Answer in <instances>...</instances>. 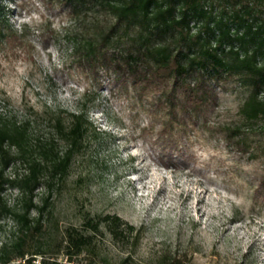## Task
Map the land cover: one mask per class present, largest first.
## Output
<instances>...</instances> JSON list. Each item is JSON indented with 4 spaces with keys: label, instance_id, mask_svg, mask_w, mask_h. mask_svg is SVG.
<instances>
[{
    "label": "rangeland",
    "instance_id": "rangeland-1",
    "mask_svg": "<svg viewBox=\"0 0 264 264\" xmlns=\"http://www.w3.org/2000/svg\"><path fill=\"white\" fill-rule=\"evenodd\" d=\"M0 5L8 23L19 34L26 31L24 48L0 45V112L34 120L48 106L85 111L90 123L68 177L55 185L46 207L39 237L45 255L61 264H89L90 254L70 263L63 242L65 230L81 228L90 213L119 216L139 230L118 243L105 231L97 235L94 264H161L173 258L180 264H264V197L257 192L264 161L255 151L264 139V121L244 128L249 153L216 132L239 122L245 94L237 80L219 87L218 104L206 114L208 131L190 132L171 161L162 153L168 144L159 134L162 117L155 98L114 91L111 75L102 69L96 75L79 62L71 46L77 25L66 9L49 0H1ZM34 126L41 137L52 132L44 120ZM60 149H65L62 141ZM37 193L42 205L49 192ZM18 195L14 188L4 193L11 206ZM15 235L14 221L0 220V257L12 254Z\"/></svg>",
    "mask_w": 264,
    "mask_h": 264
},
{
    "label": "trees",
    "instance_id": "trees-1",
    "mask_svg": "<svg viewBox=\"0 0 264 264\" xmlns=\"http://www.w3.org/2000/svg\"><path fill=\"white\" fill-rule=\"evenodd\" d=\"M49 1L66 9L77 25L71 46L80 63L88 64L96 75L101 69L111 75L118 87L114 91L155 98L156 113L162 117L159 134L168 144L162 153L171 161L183 151L181 142L190 132L199 127L208 131L206 114L218 104L219 87L235 80L245 94L238 108L239 122L224 124L216 132L242 153L251 152L244 128L264 121V0ZM25 32L19 34L8 23L0 5V45L24 48ZM42 37L47 40V35ZM39 119L52 128L46 137L32 127L39 125ZM90 133L85 111L45 106L34 120L0 112V220L11 218L17 233L12 254L0 257L1 264L46 254L39 243L46 207ZM259 145L255 151L262 152L264 161V139ZM7 188L19 192L15 206L4 196ZM40 188L49 192L42 205L36 202ZM257 192L264 197V175ZM83 220L81 228L65 230L63 248L69 262L90 254L89 264H94V238L103 231L117 243L139 232L116 215L86 213ZM180 263L173 258L161 264Z\"/></svg>",
    "mask_w": 264,
    "mask_h": 264
},
{
    "label": "built area",
    "instance_id": "built-area-1",
    "mask_svg": "<svg viewBox=\"0 0 264 264\" xmlns=\"http://www.w3.org/2000/svg\"><path fill=\"white\" fill-rule=\"evenodd\" d=\"M50 261H56L58 262V264H61L59 260L49 257L47 255H27L24 258L15 259L12 262L13 264H46V262Z\"/></svg>",
    "mask_w": 264,
    "mask_h": 264
}]
</instances>
